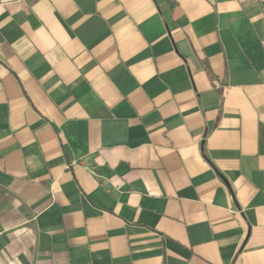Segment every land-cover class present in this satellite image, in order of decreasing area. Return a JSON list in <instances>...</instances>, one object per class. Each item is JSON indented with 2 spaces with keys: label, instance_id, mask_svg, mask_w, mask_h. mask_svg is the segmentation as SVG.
Instances as JSON below:
<instances>
[{
  "label": "crops",
  "instance_id": "obj_1",
  "mask_svg": "<svg viewBox=\"0 0 264 264\" xmlns=\"http://www.w3.org/2000/svg\"><path fill=\"white\" fill-rule=\"evenodd\" d=\"M0 264H264V0H0Z\"/></svg>",
  "mask_w": 264,
  "mask_h": 264
}]
</instances>
